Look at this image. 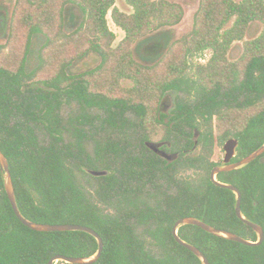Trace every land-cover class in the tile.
<instances>
[{
  "label": "trees",
  "instance_id": "1",
  "mask_svg": "<svg viewBox=\"0 0 264 264\" xmlns=\"http://www.w3.org/2000/svg\"><path fill=\"white\" fill-rule=\"evenodd\" d=\"M115 2L15 0L0 46V151L20 213L35 222L92 228L103 248L90 264H202L172 234L184 216L256 241L235 213V193L216 185L210 170L218 164L211 159L213 139L222 147L237 138L233 161L264 142V0H199L191 29L165 39L164 50L149 62L135 57L137 43L178 24L182 6L125 0L130 10L124 11ZM70 9L79 21L66 31ZM108 13L124 33L116 45ZM254 22L261 29L247 39ZM35 40L36 64L29 67ZM235 41L242 42V52L231 61ZM205 50L204 62L190 61ZM89 53L97 63L72 72ZM186 74L197 87L193 100L177 99ZM167 94L177 97L169 114L163 111ZM70 104L76 109L65 117L62 108ZM147 142L169 143L177 157L167 160ZM263 157L216 179L239 189L242 215L264 231ZM179 166L195 175L181 177ZM85 169L108 173L94 176ZM3 179L0 169V264H47L56 255L96 252L97 240L88 232L24 225ZM177 234L210 264H264V238L245 245L192 224L180 225Z\"/></svg>",
  "mask_w": 264,
  "mask_h": 264
},
{
  "label": "rangeland",
  "instance_id": "2",
  "mask_svg": "<svg viewBox=\"0 0 264 264\" xmlns=\"http://www.w3.org/2000/svg\"><path fill=\"white\" fill-rule=\"evenodd\" d=\"M178 2L183 8V17L181 21L170 27H164L159 32H157L154 36L147 39L143 42H138L135 49V57L143 62H149L154 59L158 54H160L165 48V39H177L184 34H186L192 27L193 24V16L194 12L197 9L199 0H175ZM239 1V0H235ZM15 0H0V46L4 48L5 41H6V34L8 31V22L10 18L11 11L13 9ZM115 5L124 11H129V6L125 3V0H116ZM79 21V13L75 9H70L66 14L65 20V30L70 31L75 24ZM107 23L109 28L115 33V40L113 42L114 45L123 37L124 33L121 29L117 28L114 23L112 22L110 15H107ZM261 26L259 23H252L250 24L248 31L246 33V38H252L259 33ZM37 44L36 40L33 45L32 52L29 58V67H33L36 64V50ZM242 52V42L235 41L229 52L228 58L231 61H235ZM209 56V51L205 50L203 53H199L194 57L190 58V61H200L204 62ZM98 61V56L95 53H89L85 58L76 62L72 67V72H77L80 70H84L95 65ZM124 84H128L127 81H124ZM181 90L178 91V98L174 94H167L163 98V111L167 114L171 111L173 104L177 99H185V100H193L197 94V87L191 80V78L186 74L182 79L181 83ZM76 106L73 104L64 105L62 108V114L67 117L74 112ZM162 146L165 148V151L168 153H175L171 148H169V143H163ZM86 149L90 151V146H86ZM224 155V151L222 147L216 144L215 139H213L212 143V155L211 159L218 163L222 162V158ZM177 157V153H176ZM179 166V175L181 177H189L195 175V171L193 169L182 170ZM138 232L142 231V226L137 228Z\"/></svg>",
  "mask_w": 264,
  "mask_h": 264
},
{
  "label": "water",
  "instance_id": "3",
  "mask_svg": "<svg viewBox=\"0 0 264 264\" xmlns=\"http://www.w3.org/2000/svg\"><path fill=\"white\" fill-rule=\"evenodd\" d=\"M154 152L158 153L160 156L166 158L167 160H173L176 158V153H168L167 151L163 150L161 148L162 142H147L146 143ZM238 145V140L235 137H230L226 139L222 145V149L224 151V155L222 158V162L214 165L211 170H210V179L218 186L230 189L235 193L236 199L234 203V208H235V213L236 215L248 226H250L256 233L257 235V240L256 241H251L248 240L234 232L220 229L217 227H214L212 225H209L205 223L202 219H199L194 216H184L180 217L177 219L173 226H172V234L175 238V240L186 247L188 250L193 252L202 262V264H210L206 256L202 253V251L197 248L195 245L188 243L181 239L178 234H177V228L182 225V224H192L196 225L203 230L216 234L219 236H222L224 238L237 241L240 243H243L245 245H258L262 242L264 238V231L263 228L257 224L256 222L249 220L245 218L240 210V199H241V194L239 189L234 186L233 184L230 183H224L220 182L216 179V174L222 171H230L233 169L240 168L246 164H248L250 161L255 159L257 156L261 155L264 152V142L258 146L256 149H254L252 152L248 153L247 155L243 156L242 158L231 161V159L235 156L236 154V147ZM264 160V157L262 158ZM0 169L4 173V179H3V184H4V189L6 191V194L8 196L9 202L12 206V209L15 213V215L18 217V219L27 227L33 230L37 231H64V230H80V231H85L91 234L92 236L95 237L97 240V250L94 254L89 255V256H62V255H56L52 258L49 259L47 264H54V261H57L59 259L64 260L66 262L70 263H75V264H90L95 262L103 248V241L101 237L98 235L96 231H94L92 228L85 226V225H79V224H68V223H59V224H51V223H41V222H35L32 220L27 219L24 217L17 206L16 203V198L14 194V188L12 184V179H11V174L9 171L8 167V160L6 156L0 151ZM88 173L94 176H99V175H105L108 173L107 170H95V169H85Z\"/></svg>",
  "mask_w": 264,
  "mask_h": 264
},
{
  "label": "flooded vegetation",
  "instance_id": "4",
  "mask_svg": "<svg viewBox=\"0 0 264 264\" xmlns=\"http://www.w3.org/2000/svg\"><path fill=\"white\" fill-rule=\"evenodd\" d=\"M231 161H233V160L231 159Z\"/></svg>",
  "mask_w": 264,
  "mask_h": 264
}]
</instances>
